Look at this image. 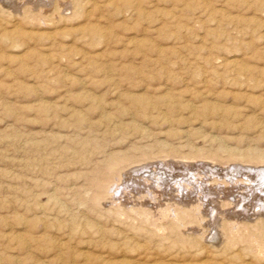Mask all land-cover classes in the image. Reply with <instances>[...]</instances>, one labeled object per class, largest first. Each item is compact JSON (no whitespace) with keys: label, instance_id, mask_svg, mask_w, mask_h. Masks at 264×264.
I'll list each match as a JSON object with an SVG mask.
<instances>
[{"label":"rangeland","instance_id":"374dc122","mask_svg":"<svg viewBox=\"0 0 264 264\" xmlns=\"http://www.w3.org/2000/svg\"><path fill=\"white\" fill-rule=\"evenodd\" d=\"M263 167L264 0H0V264H264Z\"/></svg>","mask_w":264,"mask_h":264},{"label":"bare ground","instance_id":"6f19581e","mask_svg":"<svg viewBox=\"0 0 264 264\" xmlns=\"http://www.w3.org/2000/svg\"><path fill=\"white\" fill-rule=\"evenodd\" d=\"M184 158V157H183ZM188 163V162H187ZM241 164V163H240ZM241 168V167H240ZM252 168H254V167H252ZM206 169V168H205ZM245 169V168H244ZM259 169V168H258ZM166 170V169H165ZM182 170V169H181ZM216 170V169H215ZM225 170V169H224ZM223 170V171H224ZM247 171V170H246ZM145 172V171H144ZM161 172V171H160ZM205 172V171H204ZM226 172V171H225ZM228 172V171H227ZM226 172V173H227ZM226 173H224V174H226ZM232 173V172H231ZM234 173V172H233ZM236 173L237 174H240V172H239V170H237L236 171ZM223 174V173H222ZM223 174V175H224ZM237 174L234 176V178H231V179H229L230 177L228 176V179H229V181L228 180H226L228 183H231V184H234V186H237V185H243V186H246V190H248V193H250V194H248V195H243L242 194V192H239L238 191V193H237V196H238V199L237 200H234L233 201V203H234V208H236L237 209V207L238 208H240L241 210H243V211H245L246 209V206H247V203H249V200L250 201H255V203L252 205V208H255V207H258V210H261V209H264V167L263 168H261V169H259L258 171H256L255 170V172H252V171H250V173L249 172H247V173H245V174H243V176H241L242 178H240V180L239 179H237L236 178V176H237ZM210 175H212V174H210ZM227 175V174H226ZM207 176V175H206ZM233 176V175H232ZM231 176V177H232ZM192 178H193V176H192ZM253 178H255L254 180H253ZM214 180V179H213ZM157 181V180H156ZM183 182V181H182ZM156 183V182H155ZM159 183V182H158ZM224 183H226V182H224ZM152 184V183H151ZM176 185H177V183H176ZM192 185V184H191ZM223 188V187H222ZM235 188V187H234ZM233 188V189H234ZM238 189V186H237V188H236V190ZM217 190V189H216ZM222 189H219L218 191H221ZM225 189H223L222 190V192L224 193L225 191H224ZM255 190H257V192H259L260 194H262L263 195V197H260V195L259 194H255L254 192H255ZM190 191V190H189ZM207 191V190H206ZM203 192V191H202ZM209 192V191H208ZM235 192V191H234ZM247 192V191H246ZM179 193V192H178ZM120 194V193H119ZM208 194H210V193H208ZM214 194V193H213ZM232 194V196H233V193H232V191H230L229 190V195H231ZM200 195H202V194H200ZM183 196V195H182ZM186 196V195H185ZM206 196H207V193H206ZM209 196V195H208ZM235 196V195H234ZM180 198V197H179ZM235 198V197H234ZM182 199V198H181ZM236 199V198H235ZM206 201V200H205ZM211 202V201H210ZM244 203H246V204H244ZM232 204V203H231ZM248 205H250V203L248 204ZM213 206V205H212ZM214 211V210H213ZM254 211V210H253ZM215 212V211H214ZM246 212V211H245ZM245 212H243L244 214H245ZM170 214V213H169ZM214 232V231H213ZM216 234L217 233H212L210 236H211V238H213V239H216ZM229 243V242H228ZM239 251V250H238ZM235 252V251H234ZM262 252V251H261ZM261 252H259V253H261ZM264 253V252H263ZM251 254V253H250ZM235 255H237V254H235ZM235 255H233L234 257H235ZM239 256V255H238ZM262 256H264V255H262ZM226 257V256H225ZM231 258H233V257H231ZM235 261V260H234ZM236 262H237V260H236Z\"/></svg>","mask_w":264,"mask_h":264}]
</instances>
